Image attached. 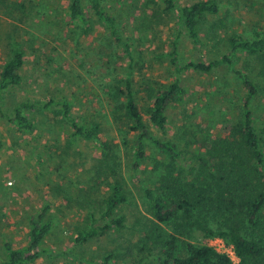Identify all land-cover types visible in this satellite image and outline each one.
Wrapping results in <instances>:
<instances>
[{"label":"rangeland","instance_id":"374dc122","mask_svg":"<svg viewBox=\"0 0 264 264\" xmlns=\"http://www.w3.org/2000/svg\"><path fill=\"white\" fill-rule=\"evenodd\" d=\"M217 2L220 11L199 22L201 43L196 45L180 30L176 13L165 10L164 0H103L132 46L135 62L130 69L122 48L100 21L93 18L85 28L69 17V0H0V69L14 46L25 54L23 84L8 90L4 111L10 113L23 99L66 98L80 120L98 128L93 139L75 138L60 112L44 109L27 112L34 128L23 132L0 113V264L7 256L4 239L15 248L26 246L29 215L45 204H50L47 218L54 228L42 244L44 253L29 264H93L107 254L112 255L109 264H132L131 256L142 255L139 239L157 223L146 191L159 181L156 161L170 157L152 140L146 155L137 157V132L132 121L117 113L111 83L130 73L152 135L174 141L187 157L193 152L185 145L188 141L207 131L220 135L223 124L238 117L245 93L231 66L183 71L179 77L187 93L168 108L164 130L150 122L147 112L151 90L177 76L170 62L175 40L181 62L210 61L229 50L232 34L264 33V0ZM234 57L235 68L260 84L254 110L264 124V57ZM117 176L127 196L118 208L125 226L76 244L77 230L100 218L102 200ZM191 240L215 244L198 233Z\"/></svg>","mask_w":264,"mask_h":264},{"label":"trees","instance_id":"16d2710c","mask_svg":"<svg viewBox=\"0 0 264 264\" xmlns=\"http://www.w3.org/2000/svg\"><path fill=\"white\" fill-rule=\"evenodd\" d=\"M164 4L166 11L176 13L180 30L186 31L196 45L201 43V19L220 11L217 0H198L190 4L164 0ZM68 15L85 28L91 25L93 18L100 21L122 48L131 69L135 62L132 46L103 0H69ZM228 45L229 50L217 59L183 63L179 60L178 41L175 40L170 62L177 76L162 88L151 90L149 120L157 129L164 130L168 108L181 102L187 93L179 77L183 71L212 72L225 65L233 67L240 78L245 93L241 97L238 117L224 123L220 135L207 131L196 140L188 141L186 147H193L189 157L174 141L152 135L130 73L117 83H111V97L117 103V113L132 121V129L137 132V157L146 155L148 140L170 157L168 162L156 161L155 167L160 169L161 175L158 183L146 191V196L157 223L143 232L139 239L142 255L138 259L139 255L131 256L132 264H264V124L259 122L254 110L260 84L248 73L235 68L234 57V54L264 57V33L256 31L251 36L235 33L229 36ZM24 63L23 50L14 46L0 69V113L18 130L28 132L34 124L27 112L55 109L63 115L73 137H97L98 128L80 120L66 98L23 99L14 104L10 113L4 111L8 90L23 84L20 71ZM260 74L264 76V64ZM3 147L0 139V151ZM109 189L110 193L102 200L100 218L77 230L73 239L76 244L125 226V216L118 213L120 205L127 201L122 179L117 176L109 183ZM50 208V204H45L39 212L29 215L26 246L15 248L12 241L4 239L7 256L2 264L33 263L44 253L42 244L54 228L53 221L47 218ZM99 220L104 222L98 223ZM196 233L206 239L222 238L233 246L239 261L208 243L191 240ZM111 257L107 254L92 263L109 264Z\"/></svg>","mask_w":264,"mask_h":264},{"label":"built area","instance_id":"2783aa9c","mask_svg":"<svg viewBox=\"0 0 264 264\" xmlns=\"http://www.w3.org/2000/svg\"><path fill=\"white\" fill-rule=\"evenodd\" d=\"M215 244H209L213 246L217 251L227 253L234 261H239V258L235 254L234 248L232 245L226 244V242L222 238H213L211 239V242H214Z\"/></svg>","mask_w":264,"mask_h":264}]
</instances>
